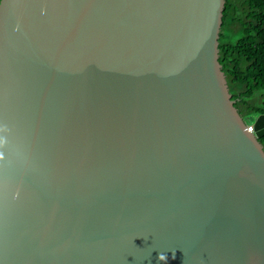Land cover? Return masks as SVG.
<instances>
[{
	"label": "water",
	"instance_id": "95a60500",
	"mask_svg": "<svg viewBox=\"0 0 264 264\" xmlns=\"http://www.w3.org/2000/svg\"><path fill=\"white\" fill-rule=\"evenodd\" d=\"M225 4L0 1V264H264Z\"/></svg>",
	"mask_w": 264,
	"mask_h": 264
},
{
	"label": "trees",
	"instance_id": "16d2710c",
	"mask_svg": "<svg viewBox=\"0 0 264 264\" xmlns=\"http://www.w3.org/2000/svg\"><path fill=\"white\" fill-rule=\"evenodd\" d=\"M1 1V0H0ZM220 63L247 126L264 114V0H226ZM264 147V137L260 139Z\"/></svg>",
	"mask_w": 264,
	"mask_h": 264
},
{
	"label": "built area",
	"instance_id": "2783aa9c",
	"mask_svg": "<svg viewBox=\"0 0 264 264\" xmlns=\"http://www.w3.org/2000/svg\"><path fill=\"white\" fill-rule=\"evenodd\" d=\"M247 130H248L249 133H254V124L250 125V126H247Z\"/></svg>",
	"mask_w": 264,
	"mask_h": 264
},
{
	"label": "rangeland",
	"instance_id": "374dc122",
	"mask_svg": "<svg viewBox=\"0 0 264 264\" xmlns=\"http://www.w3.org/2000/svg\"><path fill=\"white\" fill-rule=\"evenodd\" d=\"M253 117H248L247 119H246V121H249V120H252V122H253V124H255V121H256V118H254V119H252Z\"/></svg>",
	"mask_w": 264,
	"mask_h": 264
}]
</instances>
